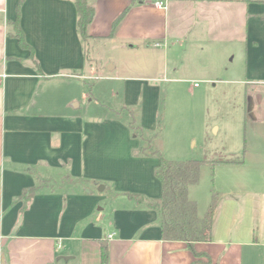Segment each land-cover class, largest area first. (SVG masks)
<instances>
[{"label":"crops","instance_id":"1","mask_svg":"<svg viewBox=\"0 0 264 264\" xmlns=\"http://www.w3.org/2000/svg\"><path fill=\"white\" fill-rule=\"evenodd\" d=\"M89 1L90 42L125 39L144 52L153 43L172 81L182 41L235 42L259 70L251 82L264 85V0ZM17 19L39 68L14 36ZM77 23L74 0H0V264H101L103 249L109 264H264V152L223 163L259 172L220 197L212 241L195 244L199 256L164 241L159 212L146 205L162 196L159 160L138 153L127 107L124 116L91 114L87 83L99 68ZM147 80L128 77L126 99L142 86L151 94Z\"/></svg>","mask_w":264,"mask_h":264},{"label":"rangeland","instance_id":"2","mask_svg":"<svg viewBox=\"0 0 264 264\" xmlns=\"http://www.w3.org/2000/svg\"><path fill=\"white\" fill-rule=\"evenodd\" d=\"M112 39L87 40L100 77L87 83L91 114L109 117L116 110L124 116L122 110L127 107L128 125L135 124L128 127L132 138L139 142V148L147 150L150 160L160 161L159 153L172 161H222L215 168L205 165L200 182L189 190L203 217L214 191L223 197L232 191L234 182L259 172L223 164L243 161L246 150L251 154L264 152V85L251 82L259 70L248 67L247 53L240 44L187 39L178 51L179 80L172 81L168 60L153 43L155 49L144 52L133 49L128 40ZM128 77L148 79L143 84L154 91L144 92L142 86L132 90L135 97L126 99ZM259 181L264 190V171Z\"/></svg>","mask_w":264,"mask_h":264},{"label":"trees","instance_id":"3","mask_svg":"<svg viewBox=\"0 0 264 264\" xmlns=\"http://www.w3.org/2000/svg\"><path fill=\"white\" fill-rule=\"evenodd\" d=\"M74 1L78 13V30L83 41L88 46L87 40L92 38L89 34V28L95 19L96 9L89 0ZM13 26L15 30L14 36L18 39L20 46L31 52L30 57L39 68L40 66L35 58V52L27 43L18 19L14 22ZM115 28L114 25L111 34L112 37ZM130 125L133 128L135 124L133 122ZM138 153L146 154L147 150L142 148ZM157 155L160 161L155 169V176L162 183V196L156 202L146 200V205L148 208L158 210L162 239L164 241L185 242L194 255L199 256L200 254L194 249L195 244L212 241L214 218L220 202V196L219 193L213 192L207 212L203 217H200L198 214V203L190 198L189 190L192 186L200 182L201 171L205 165H210L212 168H215L222 161H172L159 155V153ZM40 188V186H37L27 189L20 199L25 200V203H27ZM129 198L140 204H145V199L142 197L129 195ZM101 264H109V254L106 249L102 251Z\"/></svg>","mask_w":264,"mask_h":264},{"label":"built area","instance_id":"4","mask_svg":"<svg viewBox=\"0 0 264 264\" xmlns=\"http://www.w3.org/2000/svg\"><path fill=\"white\" fill-rule=\"evenodd\" d=\"M154 5L156 6V7H158V8H167V5L164 3V2H162V1H156L155 3H154ZM195 86L197 87L198 86V84L196 83L195 84ZM112 237V236H111Z\"/></svg>","mask_w":264,"mask_h":264}]
</instances>
